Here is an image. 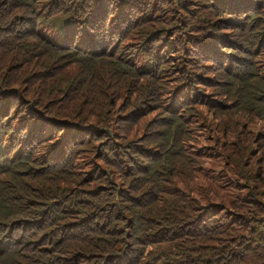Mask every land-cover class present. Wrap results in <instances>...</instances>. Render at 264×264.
<instances>
[{"label":"trees","instance_id":"1","mask_svg":"<svg viewBox=\"0 0 264 264\" xmlns=\"http://www.w3.org/2000/svg\"><path fill=\"white\" fill-rule=\"evenodd\" d=\"M67 1L0 0V264H264L263 158L247 143L209 154L188 132L192 121L217 125L233 110L263 132L260 2L223 0L212 9L219 34L208 30L200 42L217 55L196 53L191 64L169 38L149 46L151 62L135 65L94 24L104 6L59 16ZM233 1L244 13L233 11ZM56 19L65 37L52 41L42 31ZM131 19V30L148 38L156 21L154 34L177 25L157 13ZM145 79L176 82L156 154L145 153L141 140L131 144V125L150 124L140 119L152 103L126 111ZM11 99L22 106L12 114ZM40 119L60 134L46 137L42 123L34 127ZM15 132L22 133L17 144L5 138ZM34 133L50 141L39 156Z\"/></svg>","mask_w":264,"mask_h":264},{"label":"rangeland","instance_id":"2","mask_svg":"<svg viewBox=\"0 0 264 264\" xmlns=\"http://www.w3.org/2000/svg\"><path fill=\"white\" fill-rule=\"evenodd\" d=\"M120 0H68L66 2L65 8L58 10L59 16H68V14H78L83 11L90 13L95 8H102L104 6L103 14L98 13L100 17L94 19V24L102 25L103 27L97 26V29L104 34L105 39L110 43L115 42L117 46V55L127 56L133 60L135 65H144L152 61L153 51H149V46H155L157 43L159 45L163 44L164 40H169L171 38L170 46L176 45L178 47V54H181L183 57L188 56V60L193 61L194 55L197 53L198 56H208V55H217L216 51L213 50V46H207L204 43H201L202 34L210 30L213 34H219L211 30L212 21L216 19L213 8H218L217 4L221 5L223 0H209V4L201 5L203 0H135L133 3L127 2L120 6ZM170 1L171 4H168ZM260 3L257 4L256 12L260 16L264 17V0H258ZM166 2V3H164ZM208 3V0H206ZM235 9L233 11L238 14H242L245 11L244 4H240L237 1L232 2ZM142 12H149L151 15L157 13L160 18L164 19L166 22L177 23V25L171 27L166 31L165 34H160L162 30L157 31L154 34V31L158 28L160 22L156 21L150 28V34L147 35L140 29H134L135 21L130 17L138 15ZM248 15V14H247ZM172 18H176L174 21H171ZM103 24H100L101 21ZM58 27V20L50 22V24H45L43 27V33L47 35V38L52 41L58 39L57 37H65L64 34L57 33L56 28ZM260 33H264L262 27L260 28ZM189 42L188 46L185 43ZM183 42V44H182ZM185 46V47H183ZM218 50V49H217ZM183 51V52H182ZM204 52L206 54H204ZM186 59V58H185ZM190 67V66H189ZM201 73L207 71L206 68H201ZM188 75V74H187ZM187 83H190V80H186ZM176 82H154L152 80L145 79L141 83L135 85V101L132 105L127 106L129 111L134 106H145L146 103H152L151 108L152 112L148 114L145 118L141 120L149 121V125L141 128L140 130L135 126L131 125V131H134L137 135L135 141L131 144H139L142 142V146L145 149V153L156 154L163 147L157 142V139L161 136V131L164 129L161 126L162 123H165L167 116L165 108L170 103L169 95L170 91L174 87ZM190 87V85H189ZM164 89V90H163ZM185 91L188 92L189 88L183 90L180 96H184ZM200 99H203V95H198ZM27 102L31 103V99ZM6 106H10L9 113L12 114L13 111H18L22 108L20 103H15L14 99H11L6 103ZM177 103H171V108H175ZM207 113L212 112L211 108H204ZM144 110L141 108L135 110L131 115V121L137 120L140 118ZM6 110L1 112L2 115L6 114ZM15 113L10 117H14ZM193 114L189 115L186 119L193 118ZM165 118V120H164ZM28 124L30 122H27ZM42 123L47 136L51 133L54 135H59V126H54L50 121L46 119H40L34 123L37 125ZM48 123V125H46ZM264 124V119L261 122ZM261 124L251 123L246 120L245 117L241 116L239 110H233L227 119L222 120L217 125L215 123L201 122V121H192L188 125V132L190 137L200 140L203 150L207 151L209 154L214 155L222 154L227 150L231 149L233 146L236 148L242 143H247L249 148L253 149V153L264 160V142L261 143L264 139V130H260ZM21 132H15L12 138H7V140H12L14 144H17L21 138ZM33 140L39 142L36 152L38 156L40 153L45 151L50 143L47 138L39 139V136L33 135ZM138 140H141L138 141ZM69 137L64 141V144H61L59 149L62 152L69 143ZM189 145H192L191 142ZM261 144V145H260ZM187 147L185 144L184 148ZM208 148V149H206ZM83 155V154H82ZM83 157V156H80ZM94 155L92 156V158ZM189 159H193L192 154H188ZM81 166L87 164V161L84 158H81ZM207 161H212L207 159ZM207 172L213 173L216 168L206 165Z\"/></svg>","mask_w":264,"mask_h":264}]
</instances>
